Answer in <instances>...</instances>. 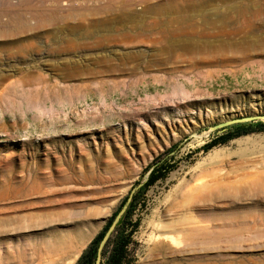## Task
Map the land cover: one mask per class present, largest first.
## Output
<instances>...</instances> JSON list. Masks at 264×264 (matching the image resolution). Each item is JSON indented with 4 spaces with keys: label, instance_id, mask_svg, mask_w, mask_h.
<instances>
[{
    "label": "rangeland",
    "instance_id": "obj_1",
    "mask_svg": "<svg viewBox=\"0 0 264 264\" xmlns=\"http://www.w3.org/2000/svg\"><path fill=\"white\" fill-rule=\"evenodd\" d=\"M262 114L264 0H0V264H73L173 143L131 264H264V131L200 149Z\"/></svg>",
    "mask_w": 264,
    "mask_h": 264
},
{
    "label": "trees",
    "instance_id": "obj_2",
    "mask_svg": "<svg viewBox=\"0 0 264 264\" xmlns=\"http://www.w3.org/2000/svg\"><path fill=\"white\" fill-rule=\"evenodd\" d=\"M262 131H264V121L261 120L229 124L216 128L211 133L209 140L200 146V149L207 151L238 136ZM177 148L176 144H171L146 167L145 180L132 193L123 214L106 241L101 252L100 264H131L130 246L132 244V234L138 224V217H133V212L137 206L141 205L140 197L144 191L155 181L164 179L167 173L174 168L175 161H173V156ZM125 199L126 197L123 199L122 204ZM120 206L109 216L101 230L80 251L73 264H93L98 241Z\"/></svg>",
    "mask_w": 264,
    "mask_h": 264
},
{
    "label": "bare ground",
    "instance_id": "obj_3",
    "mask_svg": "<svg viewBox=\"0 0 264 264\" xmlns=\"http://www.w3.org/2000/svg\"><path fill=\"white\" fill-rule=\"evenodd\" d=\"M239 7V6H238ZM236 8V12L239 14V15H241L242 17H243V15H244V13H246V12H244L246 9H244V7L242 8V6L240 7V8ZM234 11H235V9H233ZM255 14V13H254ZM173 18V17H172ZM179 18V23H183V22H181L183 19H185V18H183L182 20H180V17H178ZM245 18V17H244ZM208 19V18H207ZM247 19V18H246ZM167 20H169V19H167ZM186 20H188V19H186ZM186 20L184 21L185 23H186ZM217 22H215L214 20L212 21L211 20V18H209L208 19V25H209V28H210V32H208V37L207 38H209V39H201V40H193V35H195V34H193L192 36H190V35H188V34H186V36H187V38H186V43H188V45H189V49H191V47H197V48H207V49H213V43L215 42V40H217V37H219V36H225V37H227V38H231V36H234V35H241V33H242V31H244V29L245 28H237V29H233V30H231V29H228L229 27H228V22H226V20H216ZM251 21H252V19H251ZM165 22V21H164ZM167 22V21H166ZM190 22H191V20H190ZM193 22V21H192ZM247 22V21H246ZM157 23V22H156ZM162 23V22H161ZM170 23V22H169ZM168 23V24H169ZM172 23H173V21H172ZM203 23H205V21L203 20ZM159 23H157V25H158ZM176 24H177V22H176ZM187 24V23H186ZM201 24V23H200ZM206 24H207V22H206ZM161 25V24H160ZM185 25V24H184ZM183 25V26H184ZM193 27L194 26H196L195 24H191ZM207 25V26H208ZM178 26V25H177ZM155 27V26H154ZM170 27V26H169ZM173 27V26H172ZM181 28H183V27H181ZM205 28H207V27H205ZM176 29V28H175ZM185 29V28H184ZM211 29L212 30H216L215 32H212L211 33ZM250 29V28H249ZM177 30V29H176ZM190 30V29H189ZM164 32L166 31L165 29L163 30ZM185 31V30H184ZM167 32H169V30L167 31ZM170 32H171V30H170ZM174 32V31H173ZM195 32V31H194ZM196 32H197V30H196ZM192 33V32H191ZM207 33V32H206ZM165 34V33H164ZM203 35H204V33H202ZM183 36V32H182V29H179V30H177V32L175 31V33H172V34H165L164 36H163V39L164 40H166V44L167 45H171V51H172V49H174L175 47H177V45L175 46L174 44H176V42H180L179 40V38H180V36ZM202 35V36H203ZM198 37H200V36H198ZM220 38V37H219ZM214 41V42H213ZM169 43V44H168ZM178 44V43H177ZM166 45V46H167ZM188 45H186V46H188ZM190 45H191V47H190ZM175 46V47H174ZM183 46H185V45H183ZM185 46V47H186ZM185 47H183V48H185ZM182 48V49H183ZM195 49V48H194ZM176 56V55H175ZM162 227V226H161ZM164 227L165 228H167V229H165L162 233H161V235H164V236H169L170 235V233L171 232H176L175 230H176V228H168L166 225H164L162 228L164 229ZM161 228V229H162ZM209 233H208V231H206V232H204L203 233V236L205 237V236H209L208 235ZM207 240V239H206ZM209 240V239H208Z\"/></svg>",
    "mask_w": 264,
    "mask_h": 264
},
{
    "label": "water",
    "instance_id": "obj_4",
    "mask_svg": "<svg viewBox=\"0 0 264 264\" xmlns=\"http://www.w3.org/2000/svg\"><path fill=\"white\" fill-rule=\"evenodd\" d=\"M251 120L264 121V114H262V115H247V116H243V117H236V118L228 119V120L219 122V123H217V124H215L213 126H210L209 128L210 129H216V128H220V127H223V126H226V125H229V124L247 122V121H251ZM144 180H145V178H144ZM143 181L139 182L136 185L135 188L131 189V191L128 193L124 203L120 206V208L116 211V213L114 214V216L110 220L108 226L106 227L105 231L103 232L102 236L100 237V239L98 241V244H97V247H96V251H95V258H94L93 264H100L101 252H102V249H103L106 241L110 237V235L113 232L116 224L118 223L121 215L123 214V212H124L128 202L130 200V197H131L134 189H136L138 186H140Z\"/></svg>",
    "mask_w": 264,
    "mask_h": 264
}]
</instances>
